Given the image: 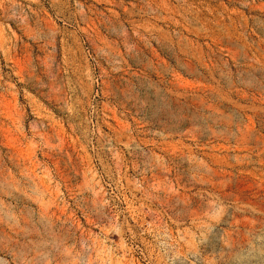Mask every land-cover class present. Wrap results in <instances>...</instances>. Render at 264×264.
I'll return each mask as SVG.
<instances>
[{"label":"rangeland","instance_id":"rangeland-1","mask_svg":"<svg viewBox=\"0 0 264 264\" xmlns=\"http://www.w3.org/2000/svg\"><path fill=\"white\" fill-rule=\"evenodd\" d=\"M0 264H264V0H0Z\"/></svg>","mask_w":264,"mask_h":264}]
</instances>
